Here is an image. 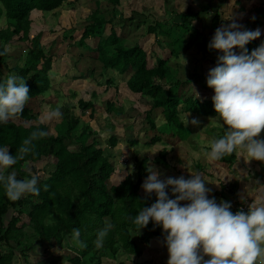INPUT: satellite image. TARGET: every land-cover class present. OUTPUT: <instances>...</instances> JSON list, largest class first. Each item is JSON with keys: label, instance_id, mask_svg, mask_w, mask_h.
I'll return each instance as SVG.
<instances>
[{"label": "trees", "instance_id": "1", "mask_svg": "<svg viewBox=\"0 0 264 264\" xmlns=\"http://www.w3.org/2000/svg\"><path fill=\"white\" fill-rule=\"evenodd\" d=\"M166 0V4H168ZM67 3V0H0V21L5 22V26L0 29V45H9L13 42H20L22 48L28 50L23 65L16 63L14 66L6 63L9 53L0 56V79L6 80L9 75L21 76L29 88L30 99L25 105L22 113L13 117L8 123L0 124V145L9 146L10 155L17 154V150L23 145V141L29 138L33 131L43 130L46 136L32 142L31 151L19 158L17 163L7 168V173L15 172L17 179L30 178V175L38 176L39 195L27 194L17 201L9 200L0 186V264H16L15 260L21 264L29 252L38 246L70 252L64 261L52 260L48 264H103V259L111 258L114 264H127L128 256H136L134 264H143L140 259L143 257L141 250L130 248L137 240L131 238V234L139 230L132 223V218L138 214L141 207H148L155 202L156 196L150 198L147 194L140 196L139 189L147 176L146 169L152 164L147 156L128 155L126 160L135 167V174L130 173L126 179L119 184H111L115 168L112 163V156H106L105 150L99 147V140L93 138L96 132L88 124L80 119H74L70 115L63 120L60 125L55 126L58 138L49 134L47 124H40L42 121L41 112H35L36 99L41 95L52 91L49 73L53 67L52 47L61 45V35L53 31L55 40L50 47L43 42L44 33L40 32L35 37H30L31 25L34 22L35 13L53 18L57 16L59 9ZM114 7L120 4V0H113ZM170 8V17L165 21V16L160 20L150 23L145 20L147 33L155 35L157 46H163L160 42L161 36L171 41L172 56L180 57L181 51L191 49L192 46L202 41L197 48L205 52L207 43L203 37V32L210 25L211 34L214 36L215 30L222 25L231 22H224L221 14L213 16L210 24L203 26L204 20L200 19L201 12L209 13L208 10H201L189 6L184 13L177 12L175 8ZM101 3L97 2V10L86 20L82 36L75 44L79 49H84L98 54L97 61L102 70H114L121 74H131L128 81L129 88L143 97L152 100L156 110H160L166 121L165 126L176 129V136L182 140H187L191 136L190 131L181 120L182 114H189L191 119L205 122L210 117L217 116L215 112L212 96L208 98L189 97L184 98L181 94V87L186 84L176 82L173 84V69L168 64L170 61L162 60L156 56V66L150 67L148 54L141 47L131 40L119 36L115 26L125 27V23L132 21L130 26L136 23L130 18L126 22L122 14L119 22L113 18H107L101 14ZM167 9H165L166 12ZM40 11V12H37ZM145 16L150 15V12ZM177 12L175 18L174 14ZM168 14L166 15V17ZM180 16V17H179ZM114 21L116 23H114ZM111 24V33L108 37L104 35L105 28ZM141 25L138 23V26ZM19 39H14L15 37ZM6 40V41H5ZM58 42H55V41ZM97 41L94 46L93 41ZM60 41V42H59ZM1 47V48H2ZM246 47L249 53L257 48L256 41H251ZM48 49V51H47ZM84 61H89L90 57L82 55ZM216 65L206 67V78L210 69ZM6 70V71H5ZM96 77L94 70L88 78ZM196 78H203L202 74L193 75ZM75 80L87 79L83 73L74 78ZM112 81V80H111ZM207 81V79H206ZM198 87L203 90L212 88L207 86V82L195 81ZM191 84V82H187ZM167 85V88L166 86ZM208 99V100H207ZM84 113L87 109H92L91 103L80 102ZM64 112L68 113L73 108L69 102L62 106ZM116 111L115 105H110V110ZM206 118V120H205ZM150 113L146 115L150 125V131L156 129L152 122ZM93 138L89 143V139ZM155 140V139H154ZM151 140L152 142L154 141ZM159 141V139H156ZM110 148H115L118 141L115 137L110 139ZM137 141L131 145H137ZM75 146V150H69V146ZM159 155L164 164L174 177L176 164L171 165L168 154L163 150ZM238 159V158H237ZM236 156L227 155L219 160V164L226 171L232 170L235 165ZM40 168H39V166ZM197 168L202 165L195 164ZM253 171V170H252ZM257 173L253 171V173ZM190 173V172H189ZM187 173V174H189ZM187 174L185 178H187ZM259 181V177H255ZM227 181V178H226ZM256 181V182H257ZM250 188L242 189V195L246 197L250 204L257 201V204H264V198L255 200V197H247L246 194L257 189L255 180L248 181ZM225 183V182H224ZM259 183V182H258ZM264 189V188H263ZM240 182L234 181L229 185L220 186V190L212 192L213 195H220L227 201L225 191L235 198L237 205L241 202ZM236 212L235 209H231ZM106 223H111L113 228L109 231L104 240L103 247L97 249L93 241L97 237L99 229ZM80 230V239L87 244L86 248L74 247L70 242L73 229ZM138 236L140 240H145V245L161 236L160 227L154 226L150 221L148 226L141 229ZM127 240L128 243H126ZM120 244L122 246H120ZM123 249L122 256L118 257L119 249ZM133 252V253H131ZM99 256V257H97ZM127 261V262H126Z\"/></svg>", "mask_w": 264, "mask_h": 264}, {"label": "rangeland", "instance_id": "2", "mask_svg": "<svg viewBox=\"0 0 264 264\" xmlns=\"http://www.w3.org/2000/svg\"><path fill=\"white\" fill-rule=\"evenodd\" d=\"M98 1L101 3L100 12L107 20L113 18L112 16L110 17V14L115 17V13L117 15L122 14L125 22L130 18L135 20L136 23L133 27L130 26L132 21L125 23V27L120 25L115 26L117 34L128 41L133 40L136 44L137 41L140 42L141 47L148 54L150 67L156 66V56L161 57L162 60L169 59L168 64L173 69V84L177 81L186 84L181 87V94L184 98H208L214 95V90L208 88L201 90L195 81L206 82V67L217 65L218 56L222 53L209 49L208 45L210 42L207 43V50L203 52L197 48L199 44H202L200 40L191 49L181 51L180 57L175 58L172 56L170 39L161 36L159 41H164V45L159 47L155 43V35H149L146 32L147 23H145V20L148 19L150 23L155 21L154 17H150L152 16L151 14L156 17V20H160L165 16V21H167L170 17L169 6L171 8L174 6L177 12H184L191 4L187 5L186 1L180 0H169L170 5L168 6L165 4V0H120L121 3L114 7L113 0H67V3L57 12L58 18H53L51 15L45 16L41 13H35L33 17L34 22L31 25L30 31L31 38L40 32L44 33L43 42L47 44L44 46L46 48L50 47L51 42L55 40L52 34L53 31L61 35V45L51 46L53 48L51 52L53 67L49 76L52 91L37 98L35 101L37 104L36 109H34L37 113L39 111L41 112L42 118L44 113L57 107L60 108L62 112L61 118L41 121V123L47 124L49 127V134H56L55 126L60 125L67 115H70L74 119H80L91 126L93 131L96 132L93 138L99 140V147L105 150L106 156L113 157L112 163L115 164V173L113 174L111 184H119L130 173L133 172V175L135 174L134 165L132 163L128 164L126 160L129 154L132 156H147L152 161V164L149 166L158 169L162 173V178L169 177L171 175L169 173L170 170H168L162 157L159 155V153L165 150L168 154L170 164H176L174 177L184 176L189 172L187 178H190L191 173L202 174L207 180L206 187L211 189L210 196H212L211 194L214 189L216 191L220 190L222 183L223 185H229L236 180L240 182L242 193V189L245 186H253L248 182L249 180L253 179L255 182L258 180L255 178L256 176H263L262 179H259L260 182L254 185L258 188L256 191L264 188V162L256 160L246 162L243 158V153L238 151L231 154L232 156H236L235 165L232 167V170L236 171L228 172L220 166L218 161L210 162L206 159L204 154L210 150L211 141L219 138L224 132L223 127L215 120L216 116L210 117L208 120L205 118V122L198 120V125H193L189 114H182L181 120L186 125L188 132L190 131L191 133L189 139L182 140L176 136V129L172 131L173 128L171 126H165L166 121L161 111L154 108L152 100L133 92L129 88L128 81L131 74H121L114 70L104 71L96 59L98 56L96 52L79 49L75 43L80 40L88 17L96 12V3ZM189 1L192 2L191 0ZM257 7L262 9L261 2H258L253 9H251L252 5L247 4L246 0H242V5L240 6L230 4L225 13V19H230L232 16V18L236 19L237 23L244 27L245 23H248V20L245 21L242 18L249 14L256 15L255 8ZM165 9H167L166 12ZM145 10L150 12V15L147 17L145 16L147 14L144 12ZM177 12L173 18L176 17ZM167 14L168 16L166 17ZM119 18L120 16L115 17L114 20L119 22ZM261 18L264 19V14H261ZM203 22V26L208 24L206 20ZM114 23L116 22L114 21ZM138 23L141 25L138 26ZM4 26L5 22L1 20L0 29ZM111 26V24H108L105 28L104 35L106 37L111 33ZM210 32L207 29L203 32V37H205L204 40L206 42L213 38ZM19 37H15V39L17 40ZM97 41H93L94 46L97 45ZM55 42L58 41L56 40ZM23 45L20 42L15 43V46L13 42L9 44V59H6V63L11 64V66H14L16 63L20 65L24 64L28 50L22 48ZM236 51L239 53V49H236ZM82 55L90 57L88 59L89 61H84ZM92 70H94L96 77L88 78ZM82 73L87 76V79H74ZM195 74H199V76L202 74L203 78L195 79L193 77ZM187 82H191V84H187ZM165 86L167 88V85ZM81 101L91 103L93 108L87 109L84 113V110L79 105ZM67 102L73 107L69 109L68 113L64 112V108L62 107ZM110 105H115L116 110L121 113H117L113 109L110 110ZM148 113L152 116V122L156 126V129L153 131H150V125L145 120ZM113 137L117 139L118 144L115 148L111 149L109 141ZM93 138L89 139V143L92 142ZM260 138H264V131L261 132ZM152 139L155 140L152 142ZM156 139H159V141H156ZM133 141H137L138 144L135 146L131 145ZM71 149L74 150V147ZM197 163L201 164L202 168H197L195 166ZM6 169L2 170L4 174ZM253 169L257 172V175L255 172L253 173ZM225 195L227 196V201L231 202L232 209L236 211L240 208L247 211L245 209H248L250 206L246 204V200H241L242 203L237 205L235 198H232L226 193ZM262 195L264 196V191ZM213 196L218 203L224 199L220 195ZM254 203H257V201H254ZM138 233L139 231L136 233L132 232L131 238H135L137 242L127 249L130 250L133 247L137 248L136 251L138 249L142 250L145 254V259L148 261V258L152 255L145 253L147 252L146 249L148 246L144 247L145 240L138 239L141 237V235H137ZM124 241L128 243L127 240ZM157 245L158 243L151 250L155 251ZM120 246L122 245L120 244ZM46 250V247L43 246L34 248L21 261V264H48L52 260H59L60 263L70 254L66 250L62 251L56 248ZM0 251L4 252L3 247L0 248ZM123 251V249H119L118 257L122 256ZM162 253L163 249L160 251V256H162ZM163 257H167V255H163ZM136 260V256L129 255L128 262H126L127 264H134ZM15 262L19 264L17 260ZM102 262L103 264H114L111 258H104ZM95 264H97V261Z\"/></svg>", "mask_w": 264, "mask_h": 264}, {"label": "clouds", "instance_id": "3", "mask_svg": "<svg viewBox=\"0 0 264 264\" xmlns=\"http://www.w3.org/2000/svg\"><path fill=\"white\" fill-rule=\"evenodd\" d=\"M230 19L231 23L215 30L208 45L209 49L222 53L206 82L214 90L215 120L224 132L211 141L210 150L204 155L208 161L215 162L239 151L246 162H264V138H260L264 131V41L250 53L246 47L261 37L262 32L259 28L243 27L232 16ZM9 51V45H4L0 56ZM29 99V88L21 76L12 74L6 80L0 79V124L22 113ZM61 117L57 107L44 113L41 119L43 122ZM191 123L198 125L199 121L194 118ZM46 135L43 130L33 131L14 156L10 155L9 146L0 145V186L9 200L17 201L27 194L39 195L37 175L17 179L15 172L6 174V169L5 175L2 170L15 165L32 150L34 140ZM53 136L58 138L57 133ZM72 147L75 146H69V150ZM146 171L141 187L149 198L155 194L156 200L148 207H141L132 223L139 231L150 221L162 229L167 264H264V204L252 203L247 211L241 208L233 212L231 202L222 199L218 203L210 196L211 189L206 187L207 180L200 173H191L186 179L184 176L162 178V173L152 166ZM112 228L111 223H106L98 230L93 241L97 249L103 247ZM70 242L80 249L87 247L80 239L78 228L73 229Z\"/></svg>", "mask_w": 264, "mask_h": 264}, {"label": "crops", "instance_id": "4", "mask_svg": "<svg viewBox=\"0 0 264 264\" xmlns=\"http://www.w3.org/2000/svg\"><path fill=\"white\" fill-rule=\"evenodd\" d=\"M180 1H184V2L186 1L187 5L191 4L189 6H192L194 8L199 9V11L208 10L209 13L208 12L207 13L201 12V17H200V19L208 21V24H210V21H211L212 17L216 16L217 14L218 15L221 14L222 19H223L224 22H232V19H228V18L225 19V13L227 12L228 6L230 4L237 5V6L242 5V0H191L192 2H190L189 0H180ZM165 2H166V0H165ZM246 2H247L248 5H252L251 9H253V7L258 2H261V4H262V9L260 7L255 8L256 15L255 14L254 15L253 14H249L248 16L245 15V17L242 18L245 21L248 20V23H245V26H244L245 28L250 29V30H255V29L259 28L261 30V32H262L261 37H259L258 39L255 40L256 43H257V47H258L260 45V43L262 41H264V19L261 18V14H264V12H263L264 11V0H262V1H260V0H246ZM168 5H170V1L168 2L167 6ZM172 8H174V6ZM182 13H184V12H182ZM208 24H206V25H208ZM210 28H211L210 25H208L206 27L207 30L210 29ZM253 171H255V170L253 169ZM185 175H184V177H185ZM256 175H257V173H256ZM256 177H258V176H256ZM259 177H260V179L263 178V176H259ZM258 182H260V181H257L256 183H258ZM250 187H252V186H245L243 189L250 188ZM263 191H264L263 188H261L259 191L254 190V191H252L250 193H247L246 196L247 197H255V196H257L254 199L255 200H260V199L264 198V196L262 195ZM139 193H140V196H142V197H144L146 195V193L144 192L142 187H140ZM225 193L227 195H229L226 191H225ZM238 193H240L241 196H243L242 193H241V190H239ZM245 200H246V204L251 205L247 198ZM242 201H244V200H242ZM254 204H257V203H254ZM160 233H161L160 237L150 241V243L148 245L144 246V247L148 246L147 249H146L147 252H145V253L151 254L153 257L152 256L149 257L148 258L149 260L147 261L145 259L144 252H142L143 253V257L140 259L141 263H143V264H167L168 251H167L166 246L164 245V236L162 235V229L161 228H160ZM157 243H158V245H157V248L155 249V251L151 250L152 247L155 244H157ZM162 249H163V253L161 254L162 256H160V251ZM163 255H167V257H163ZM207 258L208 257H205V259H207Z\"/></svg>", "mask_w": 264, "mask_h": 264}, {"label": "bare ground", "instance_id": "5", "mask_svg": "<svg viewBox=\"0 0 264 264\" xmlns=\"http://www.w3.org/2000/svg\"><path fill=\"white\" fill-rule=\"evenodd\" d=\"M227 192V191H226ZM241 209V208H240ZM245 210H248V209H245Z\"/></svg>", "mask_w": 264, "mask_h": 264}]
</instances>
